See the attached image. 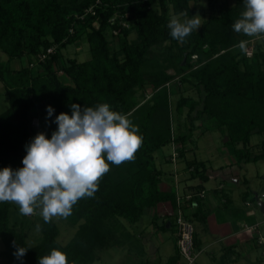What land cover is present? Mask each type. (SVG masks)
Segmentation results:
<instances>
[{
  "label": "trees",
  "instance_id": "16d2710c",
  "mask_svg": "<svg viewBox=\"0 0 264 264\" xmlns=\"http://www.w3.org/2000/svg\"><path fill=\"white\" fill-rule=\"evenodd\" d=\"M192 1L198 0H0V52L6 55L0 60V82L8 100V108L0 113V169L23 167L25 146L38 134L32 121H45L48 106L55 119L60 113L71 116L72 104L83 109L107 103L126 115L142 136L133 161L117 166L104 157L110 171L93 197L73 206L66 220L75 231L66 243L58 240L53 219L45 223L40 218L36 223L41 225L40 237L29 244L35 214L22 216L10 202H0L4 245L0 257L5 264H38L53 249L65 253L68 264H93L103 250L120 246L125 239L132 250L135 243L130 244L131 234L122 221L135 223L159 203H170L159 229L169 223L174 230L169 214L176 208L174 187L160 188L162 170L154 153L177 145V158H184L188 179L200 181L187 190L203 188L208 177L205 161L185 156L192 133L201 129L196 124L201 118L203 125L207 118L215 121L238 163L264 159V43L257 42L250 56L237 48L246 35L236 33L232 25L244 11V0L208 15L183 43L173 39L167 27L169 9L175 14L187 11L191 18L196 13ZM120 20L130 27L116 25ZM108 29L116 34L117 47ZM131 32L135 37L129 39ZM81 36L87 40L89 56L83 61L63 58L62 49ZM167 41V49L158 55L153 48ZM50 47L54 51L40 59ZM13 60L20 66L12 67ZM173 82L193 87L200 98L181 96L171 108L170 95L178 89ZM145 88L151 89L149 97L139 102L137 92ZM255 133L263 136L259 153L249 149ZM195 201L196 207L187 214L192 221L203 213L202 198ZM18 246L27 248L20 259L14 256ZM135 253L131 251L133 264H154L142 245ZM166 264H181L177 249Z\"/></svg>",
  "mask_w": 264,
  "mask_h": 264
},
{
  "label": "clouds",
  "instance_id": "9594fccd",
  "mask_svg": "<svg viewBox=\"0 0 264 264\" xmlns=\"http://www.w3.org/2000/svg\"><path fill=\"white\" fill-rule=\"evenodd\" d=\"M188 16L187 11L173 15L167 24L170 36L181 43L201 27L199 15ZM232 29L248 37L264 36V0H244V11ZM247 43L242 40L237 47L246 52ZM70 107L71 116L60 113L55 117L57 129L50 139L38 133L25 146L22 168L0 169V202L18 205L22 216L39 209L45 223L53 217L66 219L80 199L93 197L98 191L99 181L110 171L107 162L119 166L133 161L142 146L138 127L126 115L111 110L109 104ZM53 111L47 107L48 117ZM35 230L40 232L41 225L37 224ZM26 252L27 248L18 246L14 256L20 259ZM38 264H68V259L65 253L53 249L40 257Z\"/></svg>",
  "mask_w": 264,
  "mask_h": 264
},
{
  "label": "rangeland",
  "instance_id": "374dc122",
  "mask_svg": "<svg viewBox=\"0 0 264 264\" xmlns=\"http://www.w3.org/2000/svg\"><path fill=\"white\" fill-rule=\"evenodd\" d=\"M235 0H213V4H210L208 0H198V1H192L190 2V6L192 8L196 9L195 15H199L202 20H205L208 15L212 13H219L221 9H223L225 6H231L233 5ZM179 14H175L172 12L171 9H169V19L173 16ZM180 19H184L183 17H180ZM113 20V19H112ZM116 21V18L114 19ZM116 25L120 24L121 26L125 28L130 27V23L126 22L124 20H120L118 22H115ZM115 30L118 32L117 26L115 27ZM107 34L110 37V41L114 47H117V41H116V34L114 31L107 30ZM135 37V33L131 32L129 34V39H132ZM247 43V51L245 54L247 56H250L255 48V45L257 42L263 44L264 43V36H257V37H248L246 36L245 39ZM170 44L169 41L162 43L161 45L155 46L153 49L157 54H163L164 51L167 49V46ZM238 48V47H237ZM89 56V50H88V43L85 38V36H81L75 43L68 44L64 49H62V57L68 58V57H75L77 61H83ZM0 60H6V55L0 52ZM24 62L26 60V57L22 59ZM12 67H19L20 61L13 60L11 63ZM169 73H173L172 69H168ZM177 85L178 89H176L175 93H172L170 95V107L174 108V105L176 103V100L181 96H187L194 99H199L200 96L196 92L193 87L186 86V85H178L176 82L172 83V85ZM150 88L140 89L137 92V100L139 102H143L149 97V91ZM8 108V100L5 94V91L2 87V84L0 82V113L5 111ZM204 117V116H203ZM206 118V117H205ZM54 120L52 117H48L45 121L38 122L37 120H34L33 124L37 128L38 133H44L46 138L50 139L52 132H54L57 129V124L54 123ZM203 121L205 119H202L197 121L196 124L198 127H201V129H197L195 132L192 133V139L187 142L188 152L186 154V158H196L198 160H203L206 163L207 166H211L212 168H217L220 166V164L223 163L222 159L224 158V155H228L233 152L232 147L229 145H226L225 142L227 139L226 137H223L221 131L217 129V125L215 121H211L210 119H206L205 125H203ZM203 126V127H202ZM206 126V127H205ZM205 128V129H204ZM204 129V130H203ZM202 130V131H201ZM203 132L202 134H199L198 132ZM262 135L260 134H252L251 140H250V148L251 150H256L257 146L259 147V143L262 139ZM172 153L171 146L165 145L158 149L155 153V162L157 166L162 170V176H161V182L169 183L170 179L173 182L177 179L179 181L180 178H183L184 173H182L185 168L184 161L178 160L176 161L177 165H175L173 162H171L170 155ZM180 159V158H179ZM180 162V164H178ZM242 165V164H241ZM243 170L241 174H246L249 183L244 184L242 180L240 179V182L236 187L232 188V191H228L230 196L237 202H241V195L244 192H247V197L252 199V196H254V192H257L258 195H262L264 191V160H257L256 162H249L242 165ZM186 172V171H185ZM170 173V176H169ZM188 173V171H187ZM176 176V177H175ZM242 178V175L240 176ZM194 180V179H188ZM182 181V180H180ZM190 181V182H192ZM227 183L229 181H226ZM216 183L215 178H211L210 182L206 184V187L210 189L211 186H213ZM230 183V182H229ZM180 185V183H179ZM228 185V184H227ZM186 189V188H185ZM180 192H187L184 191V187H180ZM247 190V191H246ZM190 191V190H189ZM208 198H214L210 191H208V194L206 195ZM264 202V199H262ZM12 206L15 208H18V205L11 203ZM252 209L255 211L256 220L259 221V224L255 227V230L252 232L253 234V245H252V253L253 255H261L263 249H264V242L263 244H259L258 240L262 237H264V211L259 207L257 202H252L251 205ZM32 217L34 216L31 215ZM34 224L32 225V228L30 226V235L28 237V243L29 244H35L37 241V237H40V232H36L35 225L38 221V219L42 218V216L39 215V209L36 210L35 216H34ZM58 225L59 228V236L58 240L61 243H66L74 234L75 228L68 224L67 220L65 218L60 217H53L52 218ZM123 227L126 230V233L131 234V243L132 245H135L132 247V250L129 247L128 241L125 239L123 243L119 246H113L109 248L108 250H103L101 252V256L99 259H96V261L93 264H130L131 259L127 253H135L136 249H138V246L142 245L144 247L145 252H147V246L153 247L157 243H161V248L159 251L160 257L165 260L167 256L171 255L173 253V244H172V238H173V232L172 230H167V235H163L162 232H160V236H155V232L152 229V226L149 222V215L148 213L142 215L141 219L135 223H129L126 221H122ZM244 226V225H243ZM194 227H198L197 223H194ZM247 227V226H245ZM251 232V231H250ZM142 236V237H141ZM137 239H136V238ZM162 238V242L159 241V239ZM4 247L3 242L0 240V250H2ZM154 251V250H153ZM195 251L199 252V248L195 247ZM200 253V252H199ZM136 254V253H135ZM208 251L204 253H200L197 257V262L195 261L194 264H200L199 261H202L208 256ZM130 255V254H129ZM241 256L243 257L245 263L244 255L241 253ZM6 260L2 257H0V264H5ZM207 262V261H206ZM183 261H181V264ZM213 264V263H212Z\"/></svg>",
  "mask_w": 264,
  "mask_h": 264
},
{
  "label": "crops",
  "instance_id": "0c3cea01",
  "mask_svg": "<svg viewBox=\"0 0 264 264\" xmlns=\"http://www.w3.org/2000/svg\"><path fill=\"white\" fill-rule=\"evenodd\" d=\"M250 147L249 144V149L253 153H259L261 151V145H259V147L257 146L255 151L251 150ZM223 155V163L220 164L219 167L214 169L211 166L206 165L208 177L201 185L206 191V195L208 194V191H210L214 198H208L205 195L201 203V210L203 213L198 215L199 218L196 217L193 219V224L197 223L198 225V227H194V245L199 248L200 253L206 251L209 253L205 259L199 262L200 264H264V249L260 256L253 255L251 252L254 243L252 241L253 233L245 227L259 224V221L255 219V211L251 207L252 202L256 201L255 199L252 200L247 197V192H244L240 197L241 202H237L228 192L230 190L232 191V188L238 185L240 179L244 184L249 183L245 176L246 174H241L243 168H245L242 165L256 161L238 163L233 152L228 155ZM181 159L183 160L184 158ZM181 159L178 158L177 161ZM178 164H180V162ZM175 165H177V163ZM182 173H184V176L182 175L183 178L179 179L182 180L180 182L182 187L191 189L193 185H197L200 182L198 179H194L193 181L190 180L192 181L190 182L188 180L189 173H187V170L186 172L184 170ZM241 175L242 178L240 177ZM211 178H215L216 183L209 189L206 187V184L210 182ZM226 181H229L230 183H227ZM172 187L173 182L171 179L169 183L160 182L161 189L168 191L172 190ZM255 195H258V193L254 192V196ZM169 208L170 203L164 202L159 203L154 209L148 211L149 222L155 232V236L157 235L158 237H161L159 235L160 232H162L163 235H167V230H172L173 232V253L167 256L165 260L159 255L161 243L159 245V243L156 242L154 248L150 247L151 244H149V247L147 246V252L145 253L147 254V257L154 261V264H166L168 259L176 251L175 229H170L169 223H166L165 230L159 229L160 225L165 222L163 221V216L166 215ZM153 218H156V220H152ZM159 241L162 242V238L159 239ZM199 252H197L198 256L200 254ZM241 253L244 255L245 263H243L244 259L241 256ZM127 255L132 258L130 264H133L135 262L134 257H132L129 252Z\"/></svg>",
  "mask_w": 264,
  "mask_h": 264
},
{
  "label": "built area",
  "instance_id": "2783aa9c",
  "mask_svg": "<svg viewBox=\"0 0 264 264\" xmlns=\"http://www.w3.org/2000/svg\"><path fill=\"white\" fill-rule=\"evenodd\" d=\"M53 47L47 49L45 54H41L40 59H44L47 53L53 52ZM193 59L196 58V55L192 56ZM33 119L32 124L34 122ZM38 121V120H37ZM34 126V124H33ZM178 154H177V145L172 146V154H171V161L176 164ZM192 168H190L191 170ZM176 177V176H175ZM180 180H174V192H175V200H176V208L170 209L169 214L173 217V223L175 225V232H176V249L180 255L182 264H194L197 260L198 253L195 251L194 245V233L195 228L193 221L187 217L188 213H191L194 208L196 207L195 198H204L206 195V191L201 189H192L188 190L187 192H180L179 185ZM185 189V188H184ZM255 201H262L264 199V191L262 195H255ZM190 202V203H189ZM186 214V215H185ZM190 216V214H188ZM257 225L246 227L248 230L253 232ZM264 237L258 240L259 244H263Z\"/></svg>",
  "mask_w": 264,
  "mask_h": 264
},
{
  "label": "water",
  "instance_id": "95a60500",
  "mask_svg": "<svg viewBox=\"0 0 264 264\" xmlns=\"http://www.w3.org/2000/svg\"><path fill=\"white\" fill-rule=\"evenodd\" d=\"M226 139V138H225ZM257 204L259 207L264 211V202L263 201H258Z\"/></svg>",
  "mask_w": 264,
  "mask_h": 264
}]
</instances>
